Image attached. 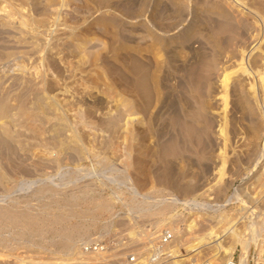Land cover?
Masks as SVG:
<instances>
[{
  "label": "rangeland",
  "instance_id": "374dc122",
  "mask_svg": "<svg viewBox=\"0 0 264 264\" xmlns=\"http://www.w3.org/2000/svg\"><path fill=\"white\" fill-rule=\"evenodd\" d=\"M263 66L264 0H0V264H151L222 214L185 264H264Z\"/></svg>",
  "mask_w": 264,
  "mask_h": 264
},
{
  "label": "bare ground",
  "instance_id": "6f19581e",
  "mask_svg": "<svg viewBox=\"0 0 264 264\" xmlns=\"http://www.w3.org/2000/svg\"><path fill=\"white\" fill-rule=\"evenodd\" d=\"M181 9V8H180ZM222 23V22H221ZM221 32H223L222 34H225L223 37L224 38H222L223 40H224V42L225 43H229V42H232V40H231V34L233 33V31H234V28H233V26H230V25H226V24H224V25H222L221 27ZM216 30V29H215ZM221 32H219V33H221ZM176 33V32H175ZM214 34V33H213ZM221 34V35H222ZM172 35V34H171ZM220 35V36H221ZM256 35V34H255ZM214 36V35H213ZM212 37H210V39H211ZM217 38V37H216ZM213 39V38H212ZM215 39V38H214ZM255 39V38H254ZM214 41V40H213ZM222 42V41H221ZM223 43V42H222ZM218 45V44H217ZM248 48V47H247ZM170 50V49H169ZM207 54V53H206ZM202 58H203V56H202ZM200 58V60L198 59L196 62H197V64L196 65H194V67H191L190 68V72L189 73H187L188 75H185L186 76V79L187 80H185L186 81V83L190 86L191 84H193V83H195V84H193V86L195 85H197V84H199L200 85V82H201V78L202 79H204V76L206 75V73H204L203 71L205 70L203 67L204 66H206L207 65V63H206V65H204L205 63L204 62H206V60L203 58ZM243 60V59H242ZM251 63V62H250ZM260 63V62H259ZM259 63H257V64H259ZM240 69H242V70H245V67H244V62H241L240 63ZM138 67V66H137ZM228 68V67H227ZM204 69V70H203ZM229 69V68H228ZM203 70V71H202ZM258 70V69H257ZM263 70H264V66H263ZM263 70H261V73H259L260 71H258L257 73H259L258 74V77H259V82H260V85H261V90H263V93H264V72H262ZM225 71H228L227 69L226 70H224V72ZM238 70H235V71H231V72H225V74L223 75V79H222V87H223V95H222V97H223V100L222 101H224V104H223V106L226 108L227 106H228V96H229V90H231L230 91V93L233 95V96H238L239 94L240 95H242L241 93H240V90H242V89H239L238 90V88H237V80H238V78H236L235 80V82L234 83H231V81H232V78H233V74H235L236 72H237ZM202 73H204L205 75H203ZM203 75V76H202ZM184 76V77H185ZM235 76V75H234ZM205 78H207V76L205 77ZM207 80V79H206ZM233 80H234V78H233ZM197 82H199V83H197ZM239 83V82H238ZM201 84H203V80H202V82H201ZM240 84V83H239ZM192 86V85H191ZM197 87V86H196ZM238 87H240L239 85H238ZM230 88V89H229ZM247 88V87H246ZM250 90H251V93H248V94H250V96H254L255 98H258V96H259V93H257V89H256V84L255 83H252L251 85H250V88H249V92H250ZM259 90V89H258ZM248 91V90H247ZM217 92V91H216ZM246 93V92H245ZM264 95V94H263ZM232 96V97H233ZM242 98L243 97H245V96H241ZM262 97H264V96H262ZM240 98V97H239ZM242 98H240V99H242ZM260 98V97H259ZM230 99H231V97H230ZM264 99V98H263ZM232 100V99H231ZM230 100V101H231ZM234 100V99H233ZM236 100V99H235ZM237 100H238V98H237ZM256 100H258V99H256ZM241 101V100H240ZM239 101V102H240ZM244 101V100H243ZM243 101H241L240 103H239V106H241L242 104H243ZM247 101V100H246ZM237 102V101H236ZM245 102V101H244ZM231 103H233L232 101L231 102H229V104H231ZM247 103V104H246ZM246 103H244V105L246 104V106L247 105H249L250 106V104H248V102H246ZM234 104V103H233ZM233 104H231L232 105V107L235 105L236 106V103L233 105ZM243 105V106H244ZM237 106H238V103H237ZM236 106V107H237ZM249 106H247V107H249ZM225 108H224V110H225ZM233 117V116H232ZM232 117L231 118H229V120H231L232 121ZM227 121H228V118H227ZM235 121V120H234ZM234 121L233 122H231V124L232 123H234ZM225 122V121H224ZM229 122V121H228ZM227 124V122L226 123H224V125H226ZM254 124H255V121H254ZM257 124V123H256ZM255 124V125H256ZM259 124V123H258ZM179 125V124H178ZM224 125H223V127H224ZM226 126H228V124L226 125ZM232 126H234V124L232 125ZM254 126V125H253ZM259 126V125H258ZM256 127V128H255ZM254 128L256 129L255 131H254V129H253V127H251L252 128V130L254 131V133L257 131L258 132V130H257V126H255ZM181 128V127H180ZM179 128V129H180ZM183 128V129H182ZM182 128L180 129V132L178 133L179 135V137H178V139L180 140V141H185L187 138H189V136H188V133H187V135H186V133H185V128H184V126H182ZM259 128V127H258ZM191 129V128H190ZM226 129H227V127H226ZM186 130H187V128H186ZM251 130V129H250ZM251 130V131H252ZM188 131V130H187ZM234 131H235V129H234ZM221 132L222 133H224V132H227V130L225 131V127L224 128H222V130H221ZM235 132H237V131H235ZM257 132H256V135H257ZM238 133V132H237ZM236 133V134H237ZM253 133V132H252ZM227 134V133H226ZM226 134H225V136H226ZM240 134V133H239ZM238 135V134H237ZM236 135V136H237ZM235 136V135H234ZM250 136V135H249ZM251 137V136H250ZM188 140V139H187ZM225 141H227V137H226V139H225ZM225 163V162H224ZM224 163H222V164H224ZM220 173H223V165H222V168L220 169ZM264 174V173H263ZM222 175V174H221ZM259 185V184H258ZM236 218V217H235ZM236 220L235 219H231V218H229V217H226L224 214H222L221 215V217H220V219H219V222L218 223H221L222 225H224V226H222L223 227V229L218 233V232H216L217 230H213L212 229V231H210V232H208L207 233V235L206 236H204V237H201V236H199L198 237V239H197V241H195V242H193V243H191V244H188L186 247H187V249L185 250V249H183V248H180V247H178V246H175L174 248H172L171 247V249L170 250H168L167 252H164V253H161V254H167V256H169L171 259H170V261H169V263H171V264H185V261H186V259H187V257H185V256H187L188 254H186V252H193V251H195V250H197L198 251V253H200V251H202V248L205 246H207V245H209V244H211V243H215V245H216V247L214 248V253H213V257H217V255H219V253H222V252H225L226 253V255L230 252V247H225V248H223L221 245H220V240L221 239H223V237H225L226 235H228V233H230V228H232V226L233 225H235L236 224ZM238 223V222H237ZM134 235V233H132V236ZM131 236V235H130ZM171 246H172V244H171ZM212 246V245H211ZM166 249V248H165ZM185 250V251H183V250ZM264 251V243L262 244V249H261V252H260V254H261V256H262V252ZM197 253V254H198ZM194 256V255H193ZM181 257H185V258H181ZM167 258V257H166ZM194 258V257H193ZM129 259H130V257H129ZM188 261V260H187ZM232 261V260H231ZM192 262V261H191ZM214 262V261H213ZM194 264H197V263H194ZM206 264H212L211 262H207ZM229 264V263H228ZM239 264H240V261H239Z\"/></svg>",
  "mask_w": 264,
  "mask_h": 264
},
{
  "label": "built area",
  "instance_id": "2783aa9c",
  "mask_svg": "<svg viewBox=\"0 0 264 264\" xmlns=\"http://www.w3.org/2000/svg\"><path fill=\"white\" fill-rule=\"evenodd\" d=\"M174 239V235L172 232L167 231L166 233L163 234V236L161 237V245H168L169 243H171V241ZM162 251L160 250L159 247H155L152 252H151V257H150V263L151 264H161L159 262L160 258L162 255H166V254H162ZM131 258V262H135L136 261V257L132 256ZM229 264H239L237 262H235L234 260H232Z\"/></svg>",
  "mask_w": 264,
  "mask_h": 264
}]
</instances>
